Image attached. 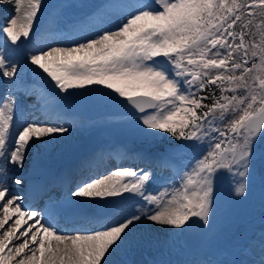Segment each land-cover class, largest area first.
<instances>
[{
  "label": "snow or ice",
  "instance_id": "6c2138e0",
  "mask_svg": "<svg viewBox=\"0 0 264 264\" xmlns=\"http://www.w3.org/2000/svg\"><path fill=\"white\" fill-rule=\"evenodd\" d=\"M43 4L0 0L14 10L0 18V78L13 88L21 69L4 50L14 54L31 40ZM99 9L107 17L102 24L67 46L35 48L27 56L29 67L64 96L93 85L109 90L105 94L134 116L145 157L161 135L181 142L163 149L162 162L184 149L202 151L171 193L150 194L152 172L144 169L116 168L82 181L71 191L77 200L125 193L139 200L99 228L65 232L55 222L62 205L50 203L46 212L26 208L12 185L25 183L20 173L33 146L70 128L41 122L15 126L16 101L9 90L0 101V264H116L113 257L131 248L138 232L209 233L221 172L234 178L238 199H247L257 173L264 176V0H112ZM250 251L244 247L239 264H264V234L259 259H248Z\"/></svg>",
  "mask_w": 264,
  "mask_h": 264
},
{
  "label": "rangeland",
  "instance_id": "374dc122",
  "mask_svg": "<svg viewBox=\"0 0 264 264\" xmlns=\"http://www.w3.org/2000/svg\"><path fill=\"white\" fill-rule=\"evenodd\" d=\"M110 2L112 0H44L41 13L35 22V31L32 34L31 40L21 43L17 50L20 56V69L25 77L21 78L18 84L27 81L30 84H34L33 88L43 86L45 93L49 97L56 99L59 107L66 113L85 119L83 125L78 128V131L70 132L65 137L68 144L57 157L61 160L62 164L67 165L65 171L70 172V175L66 173L69 185H73L74 183L77 185L97 171L98 168L90 159L95 158V161H97L96 157L99 152H103L104 156H107L108 154L115 153V151H119L122 155L129 156L128 159H122L120 156L116 158L117 163L120 165L119 168H132L139 172L140 169L145 168V166L141 165H147L148 163L147 161H143L142 158H149V163L154 164L150 167L152 176L150 177V183L147 185L150 194L158 195L164 189H168L169 193H171L173 188L179 187L180 185L179 174H182L187 169L193 157L198 156L202 148H194L192 151L184 149L181 152H177L174 158L167 162H162L158 159L163 151L161 148H156L153 150L151 156L145 157L140 151L143 146L142 139L132 123L134 116H121L119 114L122 112L121 107H116L111 110V115H104L105 107L114 101V99L105 94L109 90L104 89L101 91L100 86L93 85L91 90H72V95L64 96V94L58 93V89L47 80L42 81L40 77L36 76L26 62L27 56L36 48L35 43L40 41L38 37H48L50 40L58 32H61L64 37H70L74 35L76 26H82L85 30L79 34V39L91 31L96 25L104 22L107 17L100 16L98 9L100 5ZM9 11V14L4 17L14 14L13 8L10 7ZM99 11L102 12L103 9H99ZM93 13H97V15L94 16ZM44 45L45 43L41 44L40 47H46ZM4 81L6 79L0 80L3 83ZM5 88L8 91L7 85H5ZM57 95H59V99H57ZM33 99L34 95L32 92H28L25 95V99L22 97V100L28 103L33 102ZM24 110L26 117H22V120L26 121L25 124L35 122L44 123L39 115L41 113L39 109L25 107L17 116H21V112L23 115ZM69 125L72 126L71 124ZM98 128H102L103 132L100 135V144L96 150H91L93 147L87 145L82 147L80 144L84 138ZM161 139L170 140V137L165 135L158 137L159 143L157 146H161L162 148L181 143L180 141H174L172 144L167 145L162 142L160 143ZM46 144L33 146L28 161L33 162L32 155L34 154V149L39 151ZM78 145L81 146L79 150L76 149ZM55 157L50 156V160L53 161ZM88 163L93 165V167H86ZM43 165L45 167L47 165L48 167L46 163H43ZM171 165L176 168V171H174V168H171ZM109 166L114 167V164H109ZM58 171L61 172L62 167ZM20 174L25 176V183L19 186L12 185V187L15 194L23 197V204L25 206L27 198H24V195L27 193L26 186L29 176L27 175L26 169ZM34 175L36 177L38 173H34ZM60 182L56 180V182H53L48 187L51 197L54 198L57 196L53 192L57 188V185L64 189L66 181L61 182V184ZM38 192L39 196L41 194L42 197L40 187ZM36 196L38 195L31 196L30 200L32 202L35 201ZM115 198H121L123 206L117 208L114 212L104 213L105 210L102 209V205L106 201H111ZM216 198L217 205L213 229L209 233L201 232V239L197 246L186 248V242L184 240L186 239L187 231L180 233L179 230L162 229L158 232L150 231L144 236L140 232V235L136 233L137 242L131 248L122 249L118 252L113 257L114 261L117 262L116 264H120V261L125 260V256L133 255L135 257L134 264H151L153 260H159L161 263L166 258L183 261L185 258L191 256L195 259L193 264H233V262L239 264L240 261L245 259L241 254L245 246H250L251 248L247 258L257 260L259 258V237L264 234V176L257 173L252 181L247 199H238L234 198V178L227 174V172H221L216 180ZM137 200H139V197L125 193L122 197H110L107 200H92L94 201L93 209L91 208L92 202L90 203V200H82V206L91 208L92 216L95 219L99 218L101 222L99 226H101L106 223L104 220H108L109 223L127 214L129 208ZM70 202L68 200L67 204ZM49 205L50 203H44L40 211L44 212L45 208ZM71 206L73 205L71 204ZM55 217H58L56 219L58 221L56 223L57 227L62 229V220L59 218L60 213H57ZM5 227L7 228L8 225ZM173 231L178 234L173 235ZM156 252H160V254Z\"/></svg>",
  "mask_w": 264,
  "mask_h": 264
},
{
  "label": "bare ground",
  "instance_id": "6f19581e",
  "mask_svg": "<svg viewBox=\"0 0 264 264\" xmlns=\"http://www.w3.org/2000/svg\"><path fill=\"white\" fill-rule=\"evenodd\" d=\"M12 8V6H7V8L5 9V7L0 6V18L6 16L7 14H9V8ZM101 12V11H100ZM89 22H91V20H89ZM85 29L82 26H76L75 30H74V35L70 36V37H64L61 32H58V34L54 35L55 37L52 39H48V37H38L40 39L39 42L35 43V47H40L41 44H44V46H53V45H63L66 46L69 42H71L72 40L78 39L79 34H81V32H83ZM34 43V42H33ZM0 44H2V41H0ZM34 45V44H33ZM15 47V46H12ZM4 54L6 56H11L13 59L19 61V53L18 51H16L14 54L10 53L7 50H4ZM21 78H25L23 75V72L21 71ZM2 80V79H0ZM24 83L19 84L18 86H16L15 88H13V86L10 84V82L8 80L3 82H0V101L3 100V98L7 95V93L9 92V90H12L14 93V97L15 100L19 99L22 92H20L18 90L19 86L24 85ZM5 85H7L8 87V91L5 88ZM33 85L31 83L29 91L33 93L34 95V101L31 103L25 102L22 106L23 108L25 107H30L33 109H39V115L41 117V120L44 123H51V124H55V123H60V124H64L66 127L70 128V131L66 134H59L56 135L54 138L51 139V141L49 143H47L41 150L37 151L36 149H34V154L32 155V158L34 159L33 162H29L27 160L26 164H25V169L27 170V175L29 176V180H28V184L26 186L27 188V193L24 195V198L26 199V203H25V207L26 208H30V209H34V210H41V207L44 203H55L58 205H62V210L58 213H62L64 212V217H59L62 220V230H64L65 232H68L69 230H75V229H80V230H84V229H92V228H97L100 227L99 225L101 224V222L99 221V218H94L93 221L90 220V218L92 217L93 213L91 208L93 209L94 207V201L90 200V203L92 205L91 208L89 207H84L82 206V200H77L75 198H73L71 196V191L75 188L76 185H69L67 177H66V173H68L70 175V172L65 171V166L64 163H61V160L58 159V155L59 153L67 146L68 141H66V136L70 133V132H76L78 131V128H80L83 123H84V118L83 117H77L75 115H70L68 113H66L63 109H61L59 107V104L57 103L56 99H53L52 97H49V95H47L45 93V88L39 87V88H33ZM28 91V92H29ZM40 106V107H39ZM20 113V112H19ZM19 115V114H18ZM21 116H14V125L15 126H23L26 121L22 120V117H26V113L25 111H23V115L22 112L20 114ZM43 118V119H42ZM69 124H71L72 126H70ZM32 151V150H31ZM92 153H97V152H92ZM50 156H56L54 158L53 161L50 160ZM120 156V158H124V159H128L129 156L125 155V154H121L119 151H115V153L112 154H108L107 156H104L103 152H99L97 154V161H95V158H91L90 160L94 162L95 166L98 168L97 171L95 173H92L88 178L90 177H95V176H99L101 174H107L109 171L115 170L116 168H119L120 165L117 163L116 158H118ZM143 161H147V165H143L141 166H145L144 170L147 171H152L151 170V166H153L154 164L149 163V158H142ZM43 163L48 164V167L46 165V167L43 165ZM114 164V167H110L109 164ZM62 167V171L59 172V168ZM86 167H93V165L91 164H86ZM171 168L173 169L174 167L171 165ZM73 170H75V168H73ZM56 171V172H55ZM174 171H176V168H174ZM55 172V173H54ZM34 173H38V176L35 177ZM94 174H96L94 176ZM87 178V179H88ZM57 182L61 181V182H65L64 185V189L63 188H59V189H55L56 190V194L57 196L55 198L51 197L50 191L48 190V187L50 186V184H52L53 182ZM60 182V184H61ZM40 187V191H43V189H46V193H42V200H40L39 202H32L30 200V197L33 195H39L38 190ZM68 200H70L71 202L67 204ZM71 204L73 206H71ZM48 210V206L45 208L44 212H46ZM0 215H2V210H0ZM88 216V217H87ZM77 217H79V221L78 222L76 219ZM15 219V217L13 218V220ZM56 219H58V217H55V222L57 223L58 221H56ZM102 219V218H100ZM98 221V223H97ZM106 223H108V220H104ZM12 223V221H11ZM9 223V224H11ZM31 223V221L29 222ZM97 223V224H96ZM71 228V229H69ZM138 234L140 235V232H138ZM148 233L142 232L141 235H147ZM159 253L160 252H156ZM127 257V256H126ZM135 262V260H134ZM195 262V259L192 258L191 256L185 258L183 261L177 260V259H170V258H166L162 261L161 264H193ZM117 263V262H116ZM134 264V263H133Z\"/></svg>",
  "mask_w": 264,
  "mask_h": 264
},
{
  "label": "water",
  "instance_id": "95a60500",
  "mask_svg": "<svg viewBox=\"0 0 264 264\" xmlns=\"http://www.w3.org/2000/svg\"><path fill=\"white\" fill-rule=\"evenodd\" d=\"M114 107H115V108H116V107H121V108H122V112H120L119 114H121V115H123V116H133V115L131 114L130 109H129L128 107H126L125 104L120 103V102H118V101H114L112 104H110V105L106 108V110H107V111H110V110H111L112 108H114ZM101 133H102V129H98V130H96V131H94V132H92V133L90 134V138H92L91 144H93V146H96V145H97ZM86 143H87V142H86ZM86 143H85V144H86ZM121 202H122V199H121V198H118V199H115V200L109 201V202L107 203V209H108V211H112V210H114L118 205L121 204ZM108 206H109V207H108ZM187 239H188L189 241H193V242L197 243L198 240H199V229H198V228H194V229L188 231V233H187Z\"/></svg>",
  "mask_w": 264,
  "mask_h": 264
},
{
  "label": "trees",
  "instance_id": "16d2710c",
  "mask_svg": "<svg viewBox=\"0 0 264 264\" xmlns=\"http://www.w3.org/2000/svg\"><path fill=\"white\" fill-rule=\"evenodd\" d=\"M257 39H258V37H257ZM219 126H222V125H219ZM165 143V144H167V145H169V144H172V142H174V140H172L171 138H170V140L169 139H161L160 140V143ZM170 146H172V145H170ZM157 148H161V149H163L161 146H157Z\"/></svg>",
  "mask_w": 264,
  "mask_h": 264
}]
</instances>
